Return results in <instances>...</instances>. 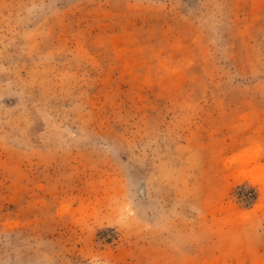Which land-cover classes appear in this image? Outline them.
Segmentation results:
<instances>
[{"label":"rangeland","instance_id":"1","mask_svg":"<svg viewBox=\"0 0 264 264\" xmlns=\"http://www.w3.org/2000/svg\"><path fill=\"white\" fill-rule=\"evenodd\" d=\"M0 264H264V0H0Z\"/></svg>","mask_w":264,"mask_h":264}]
</instances>
